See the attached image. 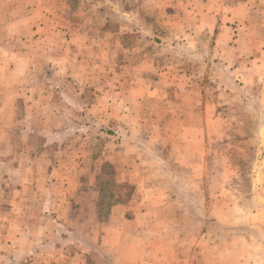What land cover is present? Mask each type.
I'll return each mask as SVG.
<instances>
[{"label": "rangeland", "instance_id": "rangeland-1", "mask_svg": "<svg viewBox=\"0 0 264 264\" xmlns=\"http://www.w3.org/2000/svg\"><path fill=\"white\" fill-rule=\"evenodd\" d=\"M212 1L156 101L159 0H0V264H264V0Z\"/></svg>", "mask_w": 264, "mask_h": 264}, {"label": "crops", "instance_id": "crops-1", "mask_svg": "<svg viewBox=\"0 0 264 264\" xmlns=\"http://www.w3.org/2000/svg\"><path fill=\"white\" fill-rule=\"evenodd\" d=\"M153 3L155 0H152ZM158 1V0H156ZM202 2V4H201ZM215 1L209 0L208 4L206 6L205 3L201 0H159V2L156 4L157 6L161 7V10L165 12V16L167 20H164L162 24L164 23L165 28V34L160 37L161 43L160 45L164 46L167 48L164 57L166 55V61L167 64H158V63H153L150 62L149 59V53H148V78L150 74L155 73L159 77L164 78L168 81L167 76L171 73L172 69L169 66L168 60L170 59L168 56H173L178 52L176 51V48L172 46H169L171 48H168V42H174V39L181 40L182 43L180 45L177 44V46L180 47V50L182 51L181 53L184 54V56L191 57L192 59H199L201 58V41L200 38L202 35H206L204 33L205 29V24L202 22V18L204 19L205 16L208 18L213 19L212 22L210 21L208 23V28L215 29L217 27V19L216 16L213 14V10L215 9L214 3ZM35 5H33L34 8ZM182 13V14H181ZM183 18H182V17ZM205 20V19H204ZM161 24V25H162ZM40 25V20H36L33 22V28ZM166 25V26H165ZM180 26V29H182V34L179 33H174L176 26ZM191 26V28H190ZM184 27H186V30H184ZM38 30V28H37ZM168 31V32H167ZM39 32L34 31L32 32L31 39L35 40L36 36L38 35ZM179 35V36H178ZM29 37L26 39L28 40ZM13 40L18 39V40H23L24 36L23 34H19V32H15L13 35ZM150 40V39H148ZM151 41V40H150ZM177 41V40H176ZM152 41L150 42V44ZM149 44V45H150ZM171 54V55H170ZM147 66V65H146ZM189 68L186 66H183L180 64L178 68L175 70L176 73L180 74V76L184 80L183 83V89L189 85L190 78H187L190 76ZM194 73V71H193ZM156 83H161V82H156L154 80L153 82V77L148 79V97L152 98H157V95H159V99L156 101H163L164 98H168V88L170 87L166 84H156ZM193 83V82H192ZM193 85V84H192ZM159 91V92H158ZM161 95H160V94ZM11 102L6 101L4 105V109H10L9 107L11 106ZM81 257L82 255L77 254L76 256H69L68 257V262L69 264H79L81 262Z\"/></svg>", "mask_w": 264, "mask_h": 264}]
</instances>
